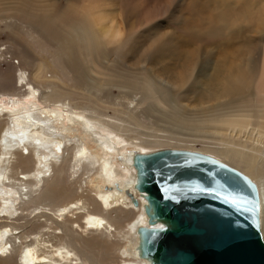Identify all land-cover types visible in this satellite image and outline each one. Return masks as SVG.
<instances>
[{
	"label": "bare ground",
	"instance_id": "1",
	"mask_svg": "<svg viewBox=\"0 0 264 264\" xmlns=\"http://www.w3.org/2000/svg\"><path fill=\"white\" fill-rule=\"evenodd\" d=\"M74 1L70 0L69 11L62 14V11L55 13L54 3L51 9L50 0H0V23L4 22L6 27L32 28L38 33L29 35L44 39L46 44L49 39H53L52 43L64 40L52 61L37 60L35 72L28 71L25 60L18 67L11 65L18 74L10 71L0 74V264H107L116 257L120 264H148L149 260L141 254L138 233L140 226H149L145 212L147 200L145 193L136 188L137 170L133 158L138 152L163 148L205 152L254 180L260 193L264 238V59L260 66H254L252 61L238 65L231 64L227 56L222 58L224 55H219L222 59L215 61L211 55L201 58L197 52L196 58L188 55L183 59V65L190 70L170 79L167 77L174 72L167 68L165 58L169 61L172 57L168 51V44L172 42L153 38L150 46L135 45L131 37L145 38L147 28L135 25L124 28L116 15L90 8L94 5L89 0H81L78 5ZM206 3L218 19L209 27L213 37L209 42L214 46L227 43L232 35L243 32L242 24H233V16L246 22L256 16L253 6H248L240 16L232 0H206ZM199 5L190 3L185 9L201 13L203 5L202 8ZM207 6L205 4L204 9ZM52 15L59 19L55 20ZM127 15H134V19L136 13L132 10ZM180 22L185 29L192 19L182 16ZM256 23L261 27L258 32H262L264 13ZM56 24L62 28L71 26L64 35L67 38L60 34L61 30L55 31ZM140 30H143L142 35L137 36ZM201 35L198 31L197 36ZM102 45L108 46V54L128 45L126 53L114 61L115 65L120 61L119 64L126 67L119 75L123 82L109 79L113 75L100 70L107 77L92 84L99 89L106 85L129 89L143 85L142 89H148L150 98L158 106L171 109L187 107L182 104L185 93L195 94L196 107L203 93L205 101H201L198 110L188 115L171 110L166 112V117L208 128L210 135H205L208 140L130 135L135 130L131 124L138 126L142 122L137 118L148 98L133 99L129 104L118 103L115 111L122 116L113 118L100 109L105 106L101 101H96L99 108L84 105L83 91L95 86L83 79L78 62L85 57L79 56L77 60L78 57L69 55L78 49L83 56L85 53L100 56L98 51ZM4 49H0V61L6 54ZM65 49L69 52L67 60ZM58 56L63 57L66 64L57 62ZM31 64L34 62L30 67ZM65 70L69 71V78L63 75ZM70 80L75 81L74 87L81 85L82 92L78 87L62 92L65 81ZM164 80L170 82L169 93L172 92L175 100L167 98L168 93L158 94L157 88ZM247 98L257 101L255 112L247 110L251 108L249 105L244 107L246 102L236 106ZM176 100L181 105L174 107ZM75 118L80 125L74 124ZM89 135L99 137L98 146L87 140ZM197 142L203 144L201 149L196 147ZM129 145L138 148L129 152ZM118 153L121 158L116 162L114 157ZM93 169L96 172L91 175ZM73 176H76L75 181L70 179ZM87 184L92 185L91 191L84 188ZM132 196L138 200V205ZM156 226L164 225L158 222ZM123 235L125 241L121 242L119 238ZM119 248L121 254L117 252Z\"/></svg>",
	"mask_w": 264,
	"mask_h": 264
},
{
	"label": "rangeland",
	"instance_id": "2",
	"mask_svg": "<svg viewBox=\"0 0 264 264\" xmlns=\"http://www.w3.org/2000/svg\"><path fill=\"white\" fill-rule=\"evenodd\" d=\"M80 1L81 0H76L74 1V4L78 5ZM232 1L235 2L234 10L238 12L240 16L243 15L244 10L248 6H253L256 10L255 19L251 22H246L241 18L236 19L235 16H233V19L235 20L233 24L236 26H239L242 24L244 26L243 32L240 35H238V33H235V36L232 35L230 41L227 39L228 40L227 42L226 40L227 43L218 44L217 46H214L209 42L210 39H213V37H211L210 35L211 29L209 27H210L211 22H214V23L218 22V19L212 14L211 12L212 7L207 6L206 0H170V1L169 0H89L91 5H94L93 7H90V8L93 9L95 7V10H97L98 8L107 13L110 12L116 15V19L118 20V22L122 23V25L124 24L123 25L124 28L125 27L131 28L133 25H135L136 28L138 27L147 28L146 29L147 34L144 35V37L147 39L137 38L135 37L136 35L131 37V39L134 40L135 45L144 44L145 46H150L154 42L153 38H155L158 41L166 39L172 42L171 44L170 43L168 44V51L170 52L169 54H171L172 57L169 61L168 59L165 58V64L167 65V68L171 70L172 72H174L173 74L169 75V77H167L170 79H175L176 74L180 77L181 75H184L187 71H189L190 69H186L185 66L183 65V62L188 55H191L192 57L196 58L197 52L201 58H204V55L208 57L209 55H211V58L217 61L218 59L221 60L222 58H226L227 56L228 57L227 60L230 61L231 64L237 63L239 65L245 61L247 62L252 61L254 66L256 65L260 66V64L262 63V59H264V29L262 30V32H258V28H261V27L256 23V20L258 17L261 16V14L264 13V0H258L257 2H254V0L243 1V2H241L240 0H232ZM194 2L200 4L199 5L200 8L203 7V11L201 13L195 10L190 11V10L185 9L186 8L185 6H190V3H194ZM53 3L54 5L56 4L55 10H54L55 13H59L62 11V14H64L65 12L69 11V9L67 8L69 6L70 0H50L51 9H52ZM205 4L208 9L207 8L204 9ZM201 5L203 6L201 7ZM180 7H181V10H180ZM132 10H133V13H136L137 15V16L135 15L134 19H132L134 15H127L128 13H132ZM183 10L186 12V14L184 13ZM187 12H190V13H187ZM182 16L191 17L192 19V22L188 26H186L185 29L182 28V22H180ZM52 17L55 20L59 19L58 16L52 15ZM147 19L150 21H148ZM125 23H126V26H125ZM77 25H79V23ZM32 30H33L32 28H29L27 26L22 27V25H15L13 27H6L4 22L0 23V49L5 48L4 51H6V54L1 57L0 74L4 72H9V71L14 74H18V70L16 71L13 70L11 68V65L18 67L20 64L22 65V62H24L25 60H27V62L25 61V64L27 63L26 67L27 69H29L28 71H30V73L35 72V64L37 60L44 59L46 61H52L55 58L56 54L59 53L58 48H60L61 46L63 47V41H64L63 39H59V41L55 40L54 43H52L53 39H49L48 40L49 44H46L44 43L45 42L44 39L40 40L35 35L34 36L29 35L31 32H34V30L33 31ZM60 30L62 31L60 32V34L64 36L66 34V31L68 32L69 30H71V26L62 28L56 24L55 31H60ZM198 31L202 32L203 35L198 37L197 36ZM142 32L143 30H140L137 36L142 35L140 34ZM37 33L38 32H34V34H37ZM179 34H181V38ZM154 35L156 36L154 37ZM64 38H67V36H64ZM179 42L182 43L181 44L182 46L180 45ZM58 44H60L59 47L57 46ZM227 44L229 45L227 46ZM109 47H112V45H110ZM127 47L128 45H125L122 49H118L115 52L108 54L109 53L108 46L102 45L100 46V49L98 52H101L103 56L102 55L99 56L97 54H94L93 56L92 55L88 56L86 55V53H85V56H83L81 54L82 51L81 50L78 51V49H76L77 53L75 50L69 56L75 57V58L78 57L76 58L77 60H79L80 57L82 58L85 57L84 58L85 61L82 60V61H79L78 63L80 64L84 81H89L90 85L93 87L95 86L96 83L99 82L101 78L107 77V76L102 75L100 73V70L104 71L105 73L112 74L113 76H110L109 79H112L117 82H123V78L119 77V75L125 72L126 67L123 65H120L119 64L121 63L120 61L118 62L117 65H115L114 61L126 53V51L128 50ZM179 47L180 48L182 47L181 52H180ZM63 53L66 54L64 57H65V60H67L68 54H69L68 50L67 49L63 50ZM174 53H177V55ZM219 55L220 56L224 55V56L223 57L221 56L222 57L221 58ZM173 57H175L177 61L175 60L174 62ZM179 58H180V61H179ZM63 59H64L63 57L58 56V58H56V61L66 64L65 61H63ZM32 62H34V65L31 64L32 66L30 67L29 64ZM80 62H82V64ZM65 66L68 67V65H65ZM69 67H68L69 69L74 68L71 66ZM183 70L184 72L182 73ZM68 72H69L68 70H65L63 72V75L65 76V78H69ZM74 83L75 81L73 80L65 81L64 89H62L61 91L64 93H67V90H68L67 88H71V87H73L72 90H75V88L77 90V87L79 89V86L81 85L74 87L73 85ZM92 83H95V84H92ZM170 86H171L170 82L164 80V83H162V85H160L157 88L159 90L158 94L168 93L167 98L175 100L176 98L172 97V92L169 93ZM142 87L143 85L138 86V87L130 86V89H129L128 87H124V86L116 85V86L109 87L106 85L105 87H101L99 89L97 88V86H95L93 88H89L90 91L89 90L83 91L84 93L83 95L85 97V102H84L85 104L84 103L83 104L87 106L90 105L88 107L95 108L97 105V102L100 103L101 101L102 105L103 106L105 105V106L101 107L100 109L108 113L113 118V117L122 116L120 113L115 111V107L118 106L117 105L118 103L129 104V102L133 99L148 98L147 99L148 101L140 107L143 111L139 114L137 118L138 121H142V122H140V125L138 126L131 124V127L133 126L135 130L130 132L129 133L130 135H133V136L139 135L142 137L149 138L150 136L146 134H151V135L153 134V135H162V136L184 138V139L187 138V139L208 140L205 137V135L206 136L210 135V130L208 128L206 127L200 128V126L198 125H196L195 126L196 128H195L193 125H190L187 122L184 123L177 118L166 117L167 115L166 112H169L171 110H176V111L179 110L177 114L183 113L185 115L190 114L189 112L193 110H198L199 108H201L200 107L201 101L202 102L205 101V99L203 98L204 96L203 93H200V96L202 97H200L201 99L198 100V102H196V105H195L196 107H194V100H193L195 94L185 93L186 98L183 100L182 104L187 107L186 108L182 107L179 109L178 108L171 109L167 107L165 108L164 106L162 107L158 106L157 103H155L150 98L148 89H142ZM83 88H84V85H83ZM79 90H80L79 92H82V89H79ZM199 90L202 92L203 88L200 87ZM88 94L92 96H89ZM127 95H129V97ZM87 97H89V99ZM92 99H94L95 102ZM176 102L177 100L173 102L174 107L181 105V103H176ZM256 102L252 98H247L246 101L238 103L236 106H241V104L245 103L244 107L246 105H249L251 107V108H247V110L254 109L253 112H255ZM96 108H99V106ZM75 120L76 121L74 124L80 125L81 122L77 118H75ZM196 121H198V119ZM64 127H67V126L64 125ZM77 131L80 132L79 130ZM87 140H90V141L92 140L95 146H98V143L100 142L99 137L95 135L94 136L89 135ZM195 145L198 149H201L203 147V144L199 142L195 143ZM134 148H138V147L129 145L127 147V150L131 152ZM151 149H154V148H151ZM119 154L120 153L116 155V158L114 157V160L116 162L120 161L119 159L121 158V156ZM95 172L96 170L93 169L91 171V175H93ZM85 178H87V176ZM70 179L72 181H75L76 176H73ZM84 188L88 191H91L92 185L90 184L84 185ZM92 193L94 194V192ZM22 214H25V212H22ZM27 214H28L27 216H30V212ZM24 220L25 219H23V221ZM132 235H133V232H132ZM125 237L126 236L124 235L121 236L119 238L120 241L124 242ZM25 240L26 239H24V241ZM101 252L102 251L100 249V254ZM117 252L118 254H121L122 250L119 248ZM16 257L21 258L17 254H16ZM107 264H120V262H119V259L116 257V258L110 259Z\"/></svg>",
	"mask_w": 264,
	"mask_h": 264
},
{
	"label": "water",
	"instance_id": "3",
	"mask_svg": "<svg viewBox=\"0 0 264 264\" xmlns=\"http://www.w3.org/2000/svg\"><path fill=\"white\" fill-rule=\"evenodd\" d=\"M133 164L147 200L149 226L138 233L148 264H264L260 193L248 175L178 148L138 152Z\"/></svg>",
	"mask_w": 264,
	"mask_h": 264
}]
</instances>
